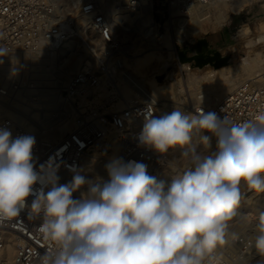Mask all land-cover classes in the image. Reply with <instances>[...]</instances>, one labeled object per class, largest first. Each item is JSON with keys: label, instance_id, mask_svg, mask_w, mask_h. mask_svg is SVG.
Returning a JSON list of instances; mask_svg holds the SVG:
<instances>
[{"label": "clouds", "instance_id": "clouds-1", "mask_svg": "<svg viewBox=\"0 0 264 264\" xmlns=\"http://www.w3.org/2000/svg\"><path fill=\"white\" fill-rule=\"evenodd\" d=\"M7 54L0 47V57ZM205 131L217 138L210 154L193 146L197 136L209 145ZM138 139L161 154L186 148L190 166L166 186L145 164L114 160L107 183L92 184L76 172L70 183L57 186L51 165L34 170V137L13 139L0 128V223L17 218L33 196L29 215L42 214L38 231L51 245L40 264H204L227 242L242 186L264 193V112L235 123L216 112L176 109L146 118ZM37 183L41 187L34 189ZM86 183L88 193L74 199ZM257 228L254 246L264 257V212Z\"/></svg>", "mask_w": 264, "mask_h": 264}, {"label": "built area", "instance_id": "built-area-1", "mask_svg": "<svg viewBox=\"0 0 264 264\" xmlns=\"http://www.w3.org/2000/svg\"><path fill=\"white\" fill-rule=\"evenodd\" d=\"M141 1L151 3L153 18L160 23L174 13L186 16L195 3L206 4L210 0H0V47L8 50L7 55L0 57V128L8 129L13 139L22 135L34 137V170L40 172L41 165L46 169L51 165L58 178L57 186L62 176L80 173L82 161L91 149L112 137L120 147L119 160L125 163L145 164L159 154L138 139L146 118H157L158 101L148 90L130 81L138 98L111 113L104 109L121 98L116 91L113 90L111 100L97 101L101 87L113 89V76L121 72L123 61L129 56L120 28L113 24L112 8L123 4L133 10ZM62 50L72 53V57L80 53L82 58L75 72L58 87L53 84L57 77L51 78L50 72L42 71L40 65L44 66L47 62L42 61L51 55L60 61ZM122 76L128 78L125 72ZM51 99L57 104V111L68 108L73 115L72 129L57 143L43 141L7 116L11 108L19 112L16 103H46ZM201 110L216 112L221 119L227 116L235 123L254 120L264 112V71L239 83L212 107L200 105L196 114ZM40 187L39 183L33 186ZM50 188L48 185L45 192ZM33 199L27 198L29 208ZM29 208L17 218L0 223V251L7 233L18 241L12 264H40V256L51 246L38 231L42 214L30 217ZM204 264L229 263L206 258Z\"/></svg>", "mask_w": 264, "mask_h": 264}, {"label": "rangeland", "instance_id": "rangeland-1", "mask_svg": "<svg viewBox=\"0 0 264 264\" xmlns=\"http://www.w3.org/2000/svg\"><path fill=\"white\" fill-rule=\"evenodd\" d=\"M261 4H262L261 2L254 1L250 5L251 9L248 10V12L243 11L238 14H229V20L227 22H224L221 26L213 27L211 23L212 21L214 22V19H211L208 22H202L200 27L201 29L202 28L203 29L200 30V33L197 35V39L195 40L194 44H192L188 39L180 40L177 38L176 31L174 30L175 29L174 24L173 22L172 23L170 22L171 18L168 19L167 17H165L159 23V19L155 17V21L159 23V26H156L155 28L157 34L155 40L157 42L154 45V47H156V49L157 48L162 49V51H159L160 53H158L159 58L155 59L150 64L141 68L139 72H141L146 76L153 77L157 73L159 72L162 73L163 71H165V74L168 75L166 76V81L168 85L169 84L173 85L174 82L179 81L181 88L180 92H178V94L175 95V98L172 99L171 101L172 103L171 102L169 103L170 107L166 108L167 112L166 113L162 112L161 116L170 114L172 111L176 109L189 113L191 109L194 107L193 97L191 96V93L199 90H205L209 86L206 84L205 80L203 79H201V81L191 86L187 84V80L190 78L192 79V78L202 77L209 70H219L225 68L224 70L225 72H228L227 74L233 75L236 78L235 81L236 86L239 83L246 81L247 75L244 74L245 71L244 68L241 66L242 63L241 59L246 57L249 59V57L250 58L253 57L256 52H260L262 56L261 58L264 59V41L257 42L254 44H247L248 40L250 39H252L253 41H257L259 36L262 33H264V6H262ZM197 5L204 7L209 4L203 5L197 3ZM120 11L121 10L116 12L117 15L120 14V17H123V19L128 21L129 16L124 14L127 10H123L121 13ZM235 19H239L241 22L238 23L236 22ZM151 20H152V14H151ZM243 23H250L251 31L249 35L240 38L236 34V30ZM225 28H227L230 31L232 30L230 32L228 41H225L223 37L224 34L223 31ZM202 40L208 42L207 47L198 44ZM123 42L125 45H129L131 43L130 40H123ZM172 42H175V49L177 52L182 51L187 53V55H191V56L204 53L206 49L213 50L216 47L223 55H226L228 61L223 67L218 69L213 68L211 65L196 67L194 66L195 65L194 63L193 66H191V68L184 69L181 67L179 62H177L178 60H175V58L167 57V50L168 48L172 47ZM132 53H133L132 49H129V55H131ZM51 56L52 57L49 60L42 61V63L43 62H47V63L44 66L40 65V67L42 71L50 72L49 74L51 75V78L57 77L58 80L55 81L53 84L57 85L58 87H61L62 85L60 84H64V82L67 80L68 77L66 75L60 74L59 72L60 65L63 63L64 59L66 58L68 64L70 65L76 64L79 55L78 54L74 55L76 57L75 58L72 57L71 54H69L68 52H61L58 55L60 61L54 58V55ZM61 57L63 58L61 59ZM80 60H79V64L81 62ZM127 61H130V59L126 60L125 62ZM125 62H123L124 67L127 68V71L131 72L132 71L131 68H129L125 64ZM79 64L77 68L79 67ZM261 65H262V71H264V61L261 62ZM113 78H114L113 89L106 88V86L101 87V89H99V94L97 97L98 102L111 100L112 95L115 94L114 91H116L118 94L121 95L123 94L122 93L123 91L121 89L122 85L124 84V82L122 81L123 80L122 76H114ZM45 82H50V81L46 80ZM50 86L53 85L51 84ZM131 87L130 89H133ZM48 89L52 90L53 88L49 87ZM232 90H230L229 92H231ZM122 97H124V95H122ZM122 97L114 100L113 102H111L112 104L105 107L104 109L105 113H111L113 111H118L120 109H123V107L120 109H117L116 107L117 104L123 101L124 98ZM211 99L213 100L214 97L211 96ZM49 101H51V103ZM47 102L26 103V104L16 103V105L14 104V106L17 107L19 112H16L15 109L11 108L7 111V116L13 118L16 121L17 119H21L23 121L21 124L20 122L18 121L17 122L20 125H22L25 129H27V131H29L30 133L39 136L40 139L50 140L51 138H45L46 135H48V133L53 131V128L56 127L57 125L60 126L65 125V127L67 128H65L64 131L61 133V137L59 138L61 139L64 136V134L70 130L69 128L72 129L73 115L68 108L64 110L62 109L61 111H57V104L54 103V99L48 100ZM215 103H217V101L213 103L212 102L208 103L210 104L208 107H212ZM27 125L28 126L30 125L31 129L27 128L28 127ZM203 135H207L210 137L209 145L205 146L204 144L200 143L199 137L197 136L193 140V146L195 147V151L197 153H205V154L206 153L210 154L212 152H215L217 150V138L207 131H205ZM107 140L108 141H103V142L105 144H109V142L111 143L112 140L117 141L114 137ZM98 144L91 149L88 155L84 157V159L88 160L89 163L88 165H85L84 168L81 167L82 171L80 170L79 174L83 175L86 181H89L92 184L102 185L103 183L109 182L110 176L108 172V166L114 160H119V156H116L113 159V157L109 155L110 151H104L105 148L102 147L100 148ZM106 148H111V145L110 146L108 145ZM118 149L120 151L119 144H118ZM186 151H187L186 148L177 147L174 149H169L167 153L164 154L159 153L158 156L152 162L145 163V165L147 166L148 174L151 176H155L157 178V181H163L166 186L170 185L174 175L183 172L187 167L190 166L189 158L184 157V153ZM69 178L70 180H72L73 176H69ZM70 182L71 181L62 182V184H66ZM88 191H89V184L86 183L79 190L73 193V198L80 199L81 194L82 193L87 194ZM241 192H242L241 202L237 209V216L230 222L229 232L228 235L226 236L227 242L226 244L219 246L216 249V251L212 253L208 258L213 261L224 260L227 261L229 264H239V263L243 264V261L245 262L246 258L248 257L247 255L251 254L249 262L260 260L261 264H264V257H262L258 253L257 249L254 246L255 235L258 233L257 225L259 223V214L261 212H264V193L251 192L246 188V186H242ZM233 234H235V236Z\"/></svg>", "mask_w": 264, "mask_h": 264}, {"label": "bare ground", "instance_id": "bare-ground-1", "mask_svg": "<svg viewBox=\"0 0 264 264\" xmlns=\"http://www.w3.org/2000/svg\"><path fill=\"white\" fill-rule=\"evenodd\" d=\"M254 1L261 2L262 3L261 5L264 6V0H210L208 3H206L209 5L204 6V7L199 6V5H197V3H195L193 5V7L191 8L190 12L186 16L174 13L171 16L170 22L171 23L173 22V24H174V28H175L174 30L176 31V35H177L178 39H180V40L188 39L192 44H194L195 40L197 39V35L200 33V30L203 29V28L201 29V27H200L202 22H208L211 19H214V22L212 21V23H211L213 25V27L214 26H216V27L221 26L224 22H227L229 20V14H238V13H241L243 11L248 12V10L251 9L250 5ZM203 5H205V4H203ZM119 10H121L120 13L123 10H127L124 14L129 16L128 21L123 19V17H120V14L117 15L116 12ZM150 12L152 14L151 3L149 1H141L138 8L133 9V10L127 8L123 4L115 5L112 8L113 24H114L115 28H118V29L120 28L119 34L123 40H130L131 43L128 45V50L132 49V51H133V53L131 55L127 56L123 61V62H125L126 60L130 59V61L125 62V64L129 68H131L132 71L131 72L127 71V68H125L124 65L122 64L121 72L117 73L115 75V76H122V73L125 72V74L128 77V78H126V77L122 76V79H123L122 81L124 82V84L123 85L121 84L122 85L121 89L123 91L122 95H124V97H122L121 94H119V95L124 99L120 103L118 102L119 104H117L116 107H117V109H120V108L124 107L126 105V103H130L135 98H138L137 90L135 89L133 84L130 82V81H132L138 87L148 90L157 99L158 105L156 108V114H157V118H159L161 116L162 112H165V113L167 112L166 108L170 107L169 103L172 101L173 98H175V95L178 94V92H180L181 88H180L179 81L174 82L173 85L172 84L168 85V83L166 81V76H168V75L165 74V71H163L162 73L159 72L156 75H154L153 77L146 76V75L142 74L141 72H139V70L141 68L150 64L155 59L159 58L158 53H160L159 51H162V49H159V48L156 49V47H154V45L157 42L155 40V37L157 35L155 28H156V26H159V24L154 20L153 15H152L153 21L151 20ZM130 20H131V22H130ZM83 22H85V21H83ZM250 31H251V24L250 23H243L236 30V34L240 38H242L246 35H249ZM261 41H264V33H262L259 36L257 41H253L252 39H250V40H248L247 44H254L257 42H261ZM198 44H200V43H198ZM202 46H204V45H202ZM207 46H208V44H207ZM207 46H204V47H207ZM215 49H216V47L213 50L206 49V51H211L209 53V56H208L209 59H211V60H214L216 58ZM206 51L204 53H200L198 55H194V56L188 55V56L195 58L199 55H205ZM61 52H68V51L62 50ZM69 54H71V56H72V53H69ZM76 54L79 55L78 56L79 58H77L76 64L70 65V64H68L67 58L64 59L63 63L60 65V68H59V72L61 75H66L69 78V76L77 68V66L79 64L80 57L82 58V54H80V53H76ZM179 54H180V52H177L175 49V42H172V47L168 48V50H167V57L168 58L169 57L175 58V60H178L177 62H179L181 67L184 69L191 68V66H193V62L190 63V62L180 61ZM219 54L222 57H224L226 61H228V58L226 57V55H223L220 51H219ZM261 57H262L261 53L256 52L254 54V56L251 58L249 57V59L247 57L241 59L242 60L241 66L244 68V71H245L244 74L247 75L246 80L254 78L257 75H259V73H261V71H262L261 62L264 61V59H262ZM212 63L213 62H207L201 66H196V67H202L204 65H211L214 68ZM221 67H223V66H221ZM221 67H218V68H221ZM163 68H164V66H163ZM218 68H215V69H218ZM224 69L225 68H222L219 70H209L202 77L192 78V79L190 78L187 80V84H189L191 86V85H194V84L198 83L199 81H201V79H203V80H205L206 84L209 86L207 89H205L206 88L205 87L204 88L205 90H199V91L191 93V96L193 97L194 107L189 112L190 114H196L197 113L196 109H198V107L200 105H204V106L208 107L210 105L208 103H210V102L213 103V102L218 101L227 92H229L230 90H232L233 88L236 87V83H235L236 78L233 75L227 74L228 72H225ZM155 71H156V69H155ZM127 85H128V87H127ZM131 85H132V87H131ZM130 87L133 89H130ZM134 93H135V96H134ZM133 96H134V98H133ZM211 96L214 97L213 100L211 99ZM49 102L51 103V101H49ZM120 110H122V109H120ZM120 110H118V111H120ZM17 121L20 122V124L23 122L21 119H17ZM72 123H73V121H72ZM68 125H70V124H68ZM27 128L31 129L30 125ZM65 128H67V127H65V125L64 126L57 125L56 127L53 128V131L48 133V135H46V137H45V138H51V139L50 140L42 139V140L57 143L60 140L59 138L61 137V133L64 131ZM69 129H71V128H69ZM104 141H108V140L106 139ZM108 145L109 146L111 145V148H106ZM98 146L100 148L101 147L105 148L104 151H110L109 155H111L113 157V159L116 156L120 157V151L118 149L117 141L112 140V142L111 143L109 142V144H105L102 141L98 144ZM88 163H89L88 160L83 159L82 167L84 168V166L88 165ZM69 181H72V180H70L69 176H62L61 179L59 180L60 185H62V182H69ZM17 244H18V241H17L16 237L14 235H12L11 233H7L5 236L4 248L0 251V263H4V264H12L13 263ZM247 256L248 257L246 258L245 262L243 261V264H261L260 260H255V261L249 262L251 254L247 255ZM247 260H248V262H247ZM239 264H241V263H239Z\"/></svg>", "mask_w": 264, "mask_h": 264}, {"label": "water", "instance_id": "water-1", "mask_svg": "<svg viewBox=\"0 0 264 264\" xmlns=\"http://www.w3.org/2000/svg\"><path fill=\"white\" fill-rule=\"evenodd\" d=\"M236 22L240 23L241 21L239 19H235ZM232 31V30H231ZM230 30H228L227 28L224 29V33L227 34V41L229 40V36H230ZM201 45H204V46H207L208 42L202 40L199 42ZM219 45V44H217ZM216 51V58L214 60H211L209 59V53L211 51H206V54L205 55H199L195 58H192V57H189L185 52H180L179 54V58H180V61L182 62H193L195 64V66H201L203 65L204 63H207V62H213V66L214 68H218V67H221V66H224L226 64V60L224 57H222L220 54H219V50L216 48L215 49Z\"/></svg>", "mask_w": 264, "mask_h": 264}, {"label": "flooded vegetation", "instance_id": "flooded-vegetation-1", "mask_svg": "<svg viewBox=\"0 0 264 264\" xmlns=\"http://www.w3.org/2000/svg\"><path fill=\"white\" fill-rule=\"evenodd\" d=\"M230 34V33H229ZM224 40L227 41V34H223Z\"/></svg>", "mask_w": 264, "mask_h": 264}]
</instances>
